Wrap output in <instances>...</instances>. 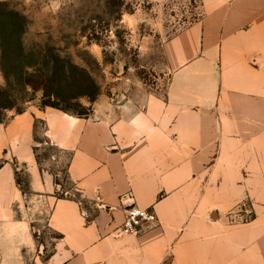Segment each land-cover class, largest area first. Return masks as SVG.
<instances>
[{
  "label": "crops",
  "instance_id": "0c3cea01",
  "mask_svg": "<svg viewBox=\"0 0 264 264\" xmlns=\"http://www.w3.org/2000/svg\"><path fill=\"white\" fill-rule=\"evenodd\" d=\"M200 10L163 45L164 93L99 100L86 116L31 105L0 118V264H264V0ZM38 124L69 154L82 205L58 196L59 172L37 158ZM38 205L57 235L45 257ZM133 206L153 208L158 225L123 233Z\"/></svg>",
  "mask_w": 264,
  "mask_h": 264
},
{
  "label": "rangeland",
  "instance_id": "374dc122",
  "mask_svg": "<svg viewBox=\"0 0 264 264\" xmlns=\"http://www.w3.org/2000/svg\"><path fill=\"white\" fill-rule=\"evenodd\" d=\"M200 17V0H0V118L45 104L90 114L99 100L164 93L163 45ZM41 129L39 157L70 189L69 154L45 144ZM32 209L45 257L57 237L46 224L50 207Z\"/></svg>",
  "mask_w": 264,
  "mask_h": 264
},
{
  "label": "built area",
  "instance_id": "2783aa9c",
  "mask_svg": "<svg viewBox=\"0 0 264 264\" xmlns=\"http://www.w3.org/2000/svg\"><path fill=\"white\" fill-rule=\"evenodd\" d=\"M60 193L65 197H73L79 201L82 205L83 201L80 197H77L75 192L71 189L63 190L60 186ZM84 218H89V213L86 210H82ZM252 218L251 211L246 212L242 215L241 220H250ZM158 225V217L154 212L153 208H141L133 206L127 208L125 211V218L122 224L123 233H132L140 235L153 227Z\"/></svg>",
  "mask_w": 264,
  "mask_h": 264
},
{
  "label": "trees",
  "instance_id": "16d2710c",
  "mask_svg": "<svg viewBox=\"0 0 264 264\" xmlns=\"http://www.w3.org/2000/svg\"><path fill=\"white\" fill-rule=\"evenodd\" d=\"M46 105H47V104H45V106H46ZM50 106H53V107L59 108V107L54 106V105H50ZM59 109L64 110V111H66V112H69V111H67L66 109H62V108H59ZM74 114H77V115H79V116H86V115H88V114H80V113H74ZM53 147H54V146H53ZM37 158H38L39 161H40L39 154H37ZM1 165H2V162H0V166H1ZM65 174H66V176L64 177V180H65V181H69V182H71L72 185H73V182L69 179L67 169H66V171H65ZM23 175H24V174H23V171H22V170H18V169L16 170V181H17V184L21 187L23 193H30L31 191H30V189H29L28 178H27L26 175H24V177H23ZM55 182H56L57 184H60V186H62L61 180L58 178V176L55 177ZM62 187H63V186H62ZM62 187H61V188H62ZM70 189H72V190L75 192V194H76L77 197H80V195H79V193L77 192V190L75 189L74 185H73V187H71ZM63 190H65V189H63ZM58 196L61 197V196H62L61 193H60Z\"/></svg>",
  "mask_w": 264,
  "mask_h": 264
}]
</instances>
